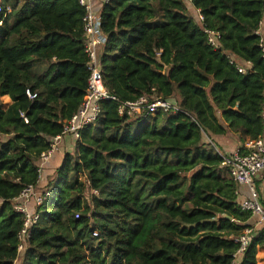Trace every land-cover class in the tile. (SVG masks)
<instances>
[{"label": "trees", "instance_id": "1", "mask_svg": "<svg viewBox=\"0 0 264 264\" xmlns=\"http://www.w3.org/2000/svg\"><path fill=\"white\" fill-rule=\"evenodd\" d=\"M185 1L202 24L187 15ZM7 3L0 99L13 104L5 111L0 102V264H15L24 223L15 200L37 185L40 156L79 110L90 73L79 0ZM97 7L105 87L121 102L158 97L189 116L158 113L133 125L117 103L102 102L98 122L48 180L51 197L33 207L40 219L17 263L257 264L264 227L234 263L233 239L252 226L251 214L205 139L232 134L240 147L264 136V50L255 34L264 0H110ZM204 29L220 35L218 50ZM232 60L251 66L242 74ZM90 188L99 196H89Z\"/></svg>", "mask_w": 264, "mask_h": 264}, {"label": "built area", "instance_id": "2", "mask_svg": "<svg viewBox=\"0 0 264 264\" xmlns=\"http://www.w3.org/2000/svg\"><path fill=\"white\" fill-rule=\"evenodd\" d=\"M110 0H79L80 5L86 10L84 22L85 34V51L88 57V71L90 73L87 91L83 103L77 113L65 123L62 134L53 138L50 142L49 149L43 152L39 159L40 179L37 185H32L23 190L21 195L15 200V210L24 216V223L19 233L18 255H23L28 249L31 231L40 219V216L34 208L41 207L47 199L51 197V192L47 189H41L40 181L45 165L51 160L59 149L60 144L66 136L73 137L76 141L80 140L81 133L84 129L94 126L101 117L102 111L100 104L104 101H112L118 105V114L120 117H128L131 120H149L158 113H174L188 115L179 105L172 101L158 97L141 96L133 102H121L115 97L104 85L101 74L100 54L106 43V36L101 30V10L96 11L95 5L103 6ZM191 4L190 1H187ZM12 12V7L7 0H0V26L8 14ZM202 24L203 16L197 17ZM264 23L260 22L255 34L261 38V47L264 50ZM208 38L209 45L214 49H219L220 35L212 30L204 29ZM231 63L236 65L238 71L242 74L247 72L244 64L232 60ZM248 66H251L249 63ZM31 100L37 98L36 94L27 91ZM189 116V115H188ZM262 118L264 121V101L262 105ZM22 119L28 122L24 114ZM219 153V152H218ZM221 154V153H220ZM223 158L222 166L228 171L231 179L236 184V195L241 196L242 189L246 188L248 196L242 199L239 204L244 212L251 214L252 226L246 228L239 236L234 237V242L239 245V250L233 255L234 263L246 251L251 236L256 230L264 227V206L261 203L259 194L255 187V181L259 175L264 174V136L258 140L247 141L244 146L236 148L232 153L221 154ZM80 182L90 187L89 179L86 175L80 176ZM89 196H99V191L90 188ZM80 214H77L78 219ZM250 222V223H251ZM95 237L98 236L96 233ZM18 256V257H19ZM19 260V259H18ZM17 260V262H18ZM17 262L15 264H17Z\"/></svg>", "mask_w": 264, "mask_h": 264}, {"label": "crops", "instance_id": "3", "mask_svg": "<svg viewBox=\"0 0 264 264\" xmlns=\"http://www.w3.org/2000/svg\"><path fill=\"white\" fill-rule=\"evenodd\" d=\"M20 3H21V1H20ZM188 5L191 6V7H187L188 10L190 9L192 11L191 16L194 17L195 19H197L198 15H199V11L194 9L191 4L188 3ZM95 6H96L95 10L99 9L97 7V5H95ZM96 11H99V10H96ZM263 23H264V21H263ZM245 66H246V68H248V67L250 68V66H248L247 64H245ZM0 102H1L2 109L5 111L8 110L10 108V106L13 104L12 100L8 96L2 97L0 99ZM206 142L210 143L211 145H213V147L217 148L219 153H221V154L232 153L236 148L239 147V142L237 141L235 136H233L232 134H229L227 137L217 136V137H214L212 140L206 138ZM75 145H76V140L73 137L66 136L64 138V140L62 141V143L59 146L57 153L55 155H53L51 160L44 167V170L42 173V178H41V181L39 184L41 189H46L48 180L51 181V177H52V179L55 177L57 169L61 166V163H62V159H61L62 158L61 157L62 152H63V154L64 153H72ZM67 149H69V151ZM255 187H256V190L259 194V198L261 200V203L264 206V174H261L258 176V178L255 181ZM240 191H241V196L239 197V201L241 203L242 199H245L248 196V193H247L246 188H244ZM261 251L263 252L264 249L259 248L258 254ZM257 264H258V260H257Z\"/></svg>", "mask_w": 264, "mask_h": 264}, {"label": "rangeland", "instance_id": "4", "mask_svg": "<svg viewBox=\"0 0 264 264\" xmlns=\"http://www.w3.org/2000/svg\"><path fill=\"white\" fill-rule=\"evenodd\" d=\"M185 4H186V6L187 7H191V6H189L188 5V3H187V1H185ZM156 7V10H157V14H156V17H157V19H160L161 18V12L159 11V9H158V7L157 6H155ZM159 12V13H158ZM191 10L189 9H187V15L188 16H190V17H192L191 16ZM40 65H38V67H39ZM135 121H136V119L135 120H132L131 121V123L133 122V125L135 124ZM237 139V138H236ZM205 141H206V139H205ZM238 141V140H237ZM239 142V141H238ZM73 146V145H72ZM68 151H69V149H67ZM75 150H76V145L74 146V148H73V151H72V153H75ZM62 158H63V152H62V156H61ZM61 158V159H62ZM51 180H52V177H51ZM22 257V255L21 256H19L18 258L20 259ZM257 260H258V264H264V251L262 252H260L258 255H257ZM21 262V259H20V261H19V263ZM19 263H17V264H19Z\"/></svg>", "mask_w": 264, "mask_h": 264}]
</instances>
